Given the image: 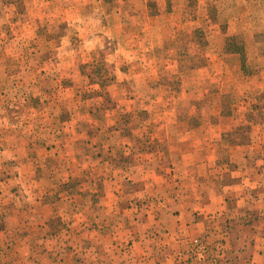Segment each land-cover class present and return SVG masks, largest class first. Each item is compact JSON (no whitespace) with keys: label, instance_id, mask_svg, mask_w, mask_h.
<instances>
[{"label":"crops","instance_id":"1","mask_svg":"<svg viewBox=\"0 0 264 264\" xmlns=\"http://www.w3.org/2000/svg\"><path fill=\"white\" fill-rule=\"evenodd\" d=\"M150 1L145 0V5ZM194 37L199 44L200 36ZM87 52V59L77 63L82 80L78 91L83 94L75 101H81L80 111L69 113L71 102L66 95L59 100L67 109L57 120L66 123L70 132L64 138L59 134L62 143L55 146L31 142L32 152L28 157L24 154L16 167L21 175L15 181L24 186V197L14 198L12 204L0 202V264H217L218 254L224 264H230L231 250H243V245L234 248L233 229L221 230L206 218L230 221L248 209L264 216V190L262 196L253 198L245 186L259 183L262 158H257L255 167L248 164L247 154L253 147L257 154L264 150V129H254L248 101L242 114L239 108L234 111V101L247 97L243 91L247 93L251 83L263 84L264 68L249 65V59H260V53L232 49L224 56L237 55L236 68L205 70L200 66L206 62L205 53L197 52L201 62L187 75L182 73L192 80L185 84L192 89H180L184 100L175 104L187 112L165 110L160 116L154 107L168 108L167 100L152 97L145 103L137 98L136 103H145L138 112L149 108L156 128L148 136L131 127L132 113L116 111L109 89L127 79L135 81L128 85L138 91L164 89L167 85L157 77L158 66L152 72L136 69L121 76L115 65L120 51L106 52L98 43ZM163 54L164 62L169 55L179 62L176 53V57ZM154 59L152 54L148 66ZM209 70L207 87H196ZM64 73L60 83L67 94L74 83L64 78L71 74ZM221 77L225 83L218 87ZM206 102L212 109L203 115ZM121 121L127 122V130L120 128ZM142 137L148 142L135 146ZM119 141L124 142L122 148L117 146ZM12 179H1V186L8 180L12 188ZM140 199L147 200L146 208L133 206ZM247 233L238 230L240 237ZM220 234H224L223 242L215 238ZM196 236L205 240L201 248L188 242ZM255 239L264 243V233L258 231ZM256 248L253 261L264 264V255L259 254L262 248Z\"/></svg>","mask_w":264,"mask_h":264},{"label":"rangeland","instance_id":"2","mask_svg":"<svg viewBox=\"0 0 264 264\" xmlns=\"http://www.w3.org/2000/svg\"><path fill=\"white\" fill-rule=\"evenodd\" d=\"M150 2L145 5V0H0V180L14 178L11 184H15L9 188L11 185L8 180H4V186L0 183L1 203L10 201L12 204L11 200L16 197L20 199L25 195L24 186L20 181L17 182L21 174L16 167L24 154L28 157L32 152L31 148L34 146L30 143L35 141L55 146L62 143V140L58 139L59 134H62L60 138H64L70 132L66 123L62 124L57 120L59 114L64 115L67 109L62 107L63 103L59 100H63L66 95L71 102L69 113H73L72 109L80 111L78 104L81 101H75L83 94L80 92L82 80L78 74L77 63L86 60L89 48L97 46L98 43L106 52L120 51L117 52L120 58L115 61V65L121 70V76L136 72V69L152 72V69L158 66L157 77L160 76L167 85L164 89L150 88L149 92L138 91L128 85L132 84L133 79L121 81L120 85L111 86L109 89L110 98L117 105L116 111L132 113L134 118L131 127L134 125V129H138L139 133L148 136L156 130L150 121L151 112L147 107H142L139 112L137 108L151 101L152 97H157L169 103V109L154 107L160 116L165 110H174L177 114L180 112V115L187 112L186 107L175 104L184 100V92L181 90L187 88L185 84L192 81L184 75L201 62L197 58V52L205 53L206 62L203 66L200 65L205 70L236 68L239 64L238 56L224 54L237 48L245 52H259L260 59H249V65L264 68V0ZM232 35L233 37L227 39ZM194 36H200L199 44L198 37ZM163 53L174 56L176 53L179 62L170 55L164 62ZM152 54L156 59L150 67L148 58H151ZM183 69L185 72H181ZM64 72L71 74L64 78H70L72 80L69 82L74 83L71 88H67V94L63 93L60 83V76H65ZM208 73L210 70L201 78L202 85L195 84L196 87H207L205 77H208ZM216 76L219 77V73ZM219 79L220 82L216 85L222 87L225 81L223 77ZM244 86L243 84V88ZM200 88L195 94L201 91ZM191 89L192 87L187 88L190 91ZM243 94L247 97L238 94L242 99L234 101V111L238 108L243 110L244 102L248 101L251 106L249 117L255 120L254 129H264V81L261 87L251 83L248 92L243 91ZM186 95L187 93L184 94ZM137 98H141V102L145 103H136ZM206 100L201 99V102ZM200 108L201 106H197V110ZM211 109L209 103L202 105L201 114L206 115ZM126 123L121 121L122 130H127ZM102 131L101 126V134ZM138 140L139 142L134 143L138 147L143 145L144 140L145 143L148 142L146 137ZM256 141L255 138L254 143ZM123 145L124 142L120 141L117 144L120 148ZM253 148L247 154L248 164L256 167L258 157L262 158L263 162L259 165V171L262 173L259 183L249 182L245 185L250 197L254 198L262 196L264 190V150L258 151L260 153L257 154ZM254 184L262 189L257 191L255 187L252 188ZM132 203L135 207L146 208L147 200L140 199ZM10 209V205H7L6 211L10 212ZM206 221L214 223L213 226H219L221 230L231 227L233 247L243 245V250H231L230 264H240L241 261L255 264L253 257L257 253L256 246H261L259 254L264 255V243H260L261 239H255L258 231L264 233V216H256L254 209H248L239 219L226 221L220 217L218 220H209L207 217ZM240 228L243 233L246 230L248 233L240 237ZM215 238L218 242H223L224 234ZM195 239L199 245H194ZM203 239L198 236L188 242L196 248H201L205 245ZM65 242L62 240L61 243ZM219 256L220 254L217 258L220 263L217 261V264H224Z\"/></svg>","mask_w":264,"mask_h":264},{"label":"built area","instance_id":"3","mask_svg":"<svg viewBox=\"0 0 264 264\" xmlns=\"http://www.w3.org/2000/svg\"><path fill=\"white\" fill-rule=\"evenodd\" d=\"M194 242H195L194 245H199V242H197V239H195Z\"/></svg>","mask_w":264,"mask_h":264}]
</instances>
